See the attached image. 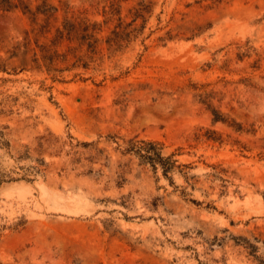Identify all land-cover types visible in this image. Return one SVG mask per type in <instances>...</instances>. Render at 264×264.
I'll return each mask as SVG.
<instances>
[{"label": "rangeland", "instance_id": "rangeland-1", "mask_svg": "<svg viewBox=\"0 0 264 264\" xmlns=\"http://www.w3.org/2000/svg\"><path fill=\"white\" fill-rule=\"evenodd\" d=\"M48 1V21L0 10V263L264 264V0ZM120 18L139 31L116 51ZM66 19L101 30L87 70L54 81L11 57ZM140 141L181 168L155 174L127 152Z\"/></svg>", "mask_w": 264, "mask_h": 264}, {"label": "trees", "instance_id": "trees-1", "mask_svg": "<svg viewBox=\"0 0 264 264\" xmlns=\"http://www.w3.org/2000/svg\"><path fill=\"white\" fill-rule=\"evenodd\" d=\"M41 1L35 9L33 8V3L30 0H0V10L4 12H21L23 15H28L32 17L33 23H36L39 17H45V20H50L58 12V9L49 3L48 0H39ZM213 5L220 4V0H211ZM120 15V10H114V12ZM138 12L136 14L137 21L142 14ZM143 18V17H142ZM120 26L116 27L111 33V37L108 38L106 43L112 47H116V51H119L123 48L124 43H130L132 38L139 31L136 28H130L132 24L127 25L123 29V20L120 18ZM212 24L208 23L207 25H181L178 29L183 32V36L188 35L186 40H193L198 36L205 34L212 28ZM88 23H75L71 20H65L63 24L56 28L55 34L50 40L51 45H41L37 44L35 49H30V42L27 38L24 39V43H18L13 48L11 53L12 58H18L21 54L23 57V62L28 60V55L33 52L30 62L32 63V68L38 71L45 70L47 74L53 75L54 81H60L59 76L67 71H72L73 69L82 67L87 70L89 68V59H94L97 55L101 40L97 38V32L101 31L97 29V24L92 26L91 32H89ZM131 29V30H130ZM178 36H174L172 32L167 33L168 40L172 41ZM75 40L79 41L81 47L86 46L87 54L85 56H74L75 62L73 64H68L71 61L70 54L62 53L60 48L66 42L72 44ZM70 51L74 50L70 46L67 47ZM68 64L66 67L62 68L60 65ZM27 67V65H26ZM26 67L22 71H26ZM195 97L199 98L200 102L207 105L209 111L213 115V121L215 123L221 122L228 124L233 127L236 131L240 132L242 130L239 124H230L224 115L211 107L209 104L212 94L205 90V87L197 88L194 87ZM213 141H218L217 138H209ZM128 153H134L139 160L146 165H149L155 174L158 173V170L162 171V174L165 178L169 179V175L178 171L181 166L178 165V161L174 160L173 156H165L164 148L161 144L157 142H131L129 148L127 149ZM43 163V162H42ZM3 182L0 181V184ZM1 264V263H0Z\"/></svg>", "mask_w": 264, "mask_h": 264}]
</instances>
